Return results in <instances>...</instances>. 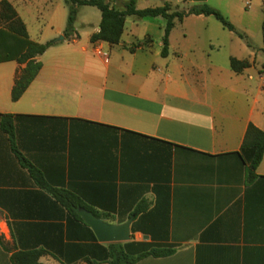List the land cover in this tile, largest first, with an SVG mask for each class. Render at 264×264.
I'll return each instance as SVG.
<instances>
[{"label":"crops","instance_id":"0c3cea01","mask_svg":"<svg viewBox=\"0 0 264 264\" xmlns=\"http://www.w3.org/2000/svg\"><path fill=\"white\" fill-rule=\"evenodd\" d=\"M7 1L32 41L55 44L17 101L24 65L0 63V264L29 250H44L43 264H87L94 242L49 188L83 196L110 225L132 220L125 243L175 250L136 264H264V157L250 178L241 153L249 126L264 130V0H135L139 10L207 5L246 37L189 16L166 57L163 17H127L110 45L91 41L102 20L94 7L79 9L66 39L65 0ZM231 58L250 67L235 73ZM1 116L14 117L15 147L43 183Z\"/></svg>","mask_w":264,"mask_h":264},{"label":"trees","instance_id":"16d2710c","mask_svg":"<svg viewBox=\"0 0 264 264\" xmlns=\"http://www.w3.org/2000/svg\"><path fill=\"white\" fill-rule=\"evenodd\" d=\"M65 2L69 8L67 27L64 33L66 39H71L75 36V23L79 9L85 6L98 9L102 17L100 31L92 36L91 41H101L110 45H118L121 43L127 17L135 16L140 19L163 17L166 20L163 38L164 47L162 52L164 57L168 55L169 37L176 23L182 22L189 16H213L226 30L236 33L242 39H246L243 34L236 31L235 27L220 11L207 5L180 9V7L173 8L170 3H166L162 7L139 10L135 0H65ZM262 34L264 42V21L262 25ZM54 44V41L46 44L32 41L29 38L26 25L19 17L14 7L7 0H2L0 2V63L16 61L20 65H24L13 88V101L19 100L30 84L35 80L42 68V63L39 58ZM230 66L235 73H241L250 67V63L231 58ZM13 118L12 116H1V128L10 136L13 150L22 161L23 165L28 167L32 173L36 175V181L38 183H43L42 174L36 171V169L20 155L15 147L13 142ZM241 153L248 162L250 178L256 177L255 172L264 157V130H259L255 126L250 125L242 145ZM49 189L56 200L67 208L70 217L88 232V239L94 242L88 255H84V260L87 264H136L145 258H165L174 254L175 250L172 247L153 243L129 242L107 245L98 243L91 228L77 215L75 209L81 208L87 212L93 213L100 219H109L111 215H105V213L93 207L87 199L77 193L52 188ZM100 210L103 211V209ZM141 212L142 209H135L130 214L129 218L135 219ZM138 229V226H133L132 232L135 233ZM45 254L46 252L44 250L20 251L12 256L11 261L12 264H43L40 262V259Z\"/></svg>","mask_w":264,"mask_h":264},{"label":"water","instance_id":"95a60500","mask_svg":"<svg viewBox=\"0 0 264 264\" xmlns=\"http://www.w3.org/2000/svg\"><path fill=\"white\" fill-rule=\"evenodd\" d=\"M60 40H63V37H61ZM77 212L85 223L92 228L100 243H125L131 239L130 225L132 220H129L123 225L116 226L104 222L102 219L97 218L93 213L87 212L81 208H77ZM144 238L148 239V236H145Z\"/></svg>","mask_w":264,"mask_h":264},{"label":"built area","instance_id":"2783aa9c","mask_svg":"<svg viewBox=\"0 0 264 264\" xmlns=\"http://www.w3.org/2000/svg\"><path fill=\"white\" fill-rule=\"evenodd\" d=\"M96 53H97L98 55L102 56V57L105 59V61H108V60H109V56H108L107 54L103 53V51H102L101 48L98 47V48L96 49Z\"/></svg>","mask_w":264,"mask_h":264},{"label":"rangeland","instance_id":"374dc122","mask_svg":"<svg viewBox=\"0 0 264 264\" xmlns=\"http://www.w3.org/2000/svg\"><path fill=\"white\" fill-rule=\"evenodd\" d=\"M2 26V25H1Z\"/></svg>","mask_w":264,"mask_h":264}]
</instances>
